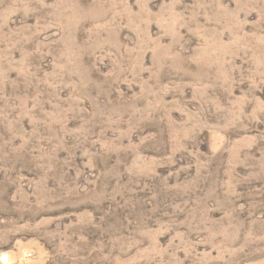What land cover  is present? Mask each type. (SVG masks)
Wrapping results in <instances>:
<instances>
[{
	"label": "rangeland",
	"instance_id": "rangeland-1",
	"mask_svg": "<svg viewBox=\"0 0 264 264\" xmlns=\"http://www.w3.org/2000/svg\"><path fill=\"white\" fill-rule=\"evenodd\" d=\"M0 264H264V0H0Z\"/></svg>",
	"mask_w": 264,
	"mask_h": 264
}]
</instances>
